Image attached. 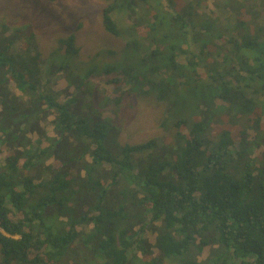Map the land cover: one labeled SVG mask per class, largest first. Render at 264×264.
I'll return each instance as SVG.
<instances>
[{"label":"trees","instance_id":"16d2710c","mask_svg":"<svg viewBox=\"0 0 264 264\" xmlns=\"http://www.w3.org/2000/svg\"><path fill=\"white\" fill-rule=\"evenodd\" d=\"M189 3L205 5L218 18L208 0ZM212 3L240 34L212 29L209 44L196 36L190 14L167 7L169 0H107L101 25L130 47L133 58L107 62V68L91 64L98 53L70 65L69 56L80 55L73 33L56 40L67 53L58 64L49 61L55 50L43 57L31 25L9 31L1 23L4 111L20 110L2 90L11 80L27 98L17 124L38 110L51 117L54 135L42 146L0 130L2 263L128 264L153 255L155 246L159 259L182 253L186 264H200L205 247L206 261L218 253L255 254V261L241 264H264V0ZM124 23L128 29L121 28ZM98 74L110 90L92 87ZM165 75L183 86V96L194 90L193 81L201 85L211 99L203 106L230 111L224 123L204 109L174 113L169 136L162 134L164 120L156 119V135L129 141L131 119L123 114L130 117L133 107L123 102L129 96L123 86L130 90L144 78L166 84ZM139 131L153 132L144 125ZM14 141L16 148L10 146ZM78 226H90L89 233ZM154 231L151 245L147 235Z\"/></svg>","mask_w":264,"mask_h":264},{"label":"rangeland","instance_id":"374dc122","mask_svg":"<svg viewBox=\"0 0 264 264\" xmlns=\"http://www.w3.org/2000/svg\"><path fill=\"white\" fill-rule=\"evenodd\" d=\"M169 1L171 2V6L168 5V8L177 10L181 9L184 13L190 14L189 16L195 23L193 29L196 30V36L204 37L209 44H212L208 37L212 29L220 31L227 29L228 34L241 33L235 22L229 20L226 16H223L222 13L218 12L219 10L217 9L219 6L212 3L215 0H208V8L217 15V19H212L210 15L207 14L208 10H206L205 5L199 6L190 4L189 0ZM106 2L107 0H55L54 2H46L44 0H0V28L1 23H6L9 24V31H22L25 26L28 24L31 25L36 33L43 57L48 58L49 53L52 50H55L56 53L54 57L49 61L58 64L61 61L66 62L67 53H65L63 49L57 48L56 40L58 37L70 33L74 34V38L80 47L79 57L74 54L69 56L71 66L79 64L80 61H87L88 58L95 53H98L97 58L91 64L94 63L102 68L108 67L103 66L107 62L133 61V58L128 56V54L132 53L130 47H125L121 39L107 33L101 25V10ZM77 26L80 27L77 28ZM250 26L253 27V25ZM121 28L128 29L129 24L124 23ZM225 36L226 35H224L223 38ZM249 38L254 39L253 35ZM106 48H113L116 51L115 55H106L104 52ZM21 49H23V47ZM216 50L217 48L215 46L212 48L211 53L214 54ZM26 56L27 54L22 55V57ZM28 64L31 65V62H28ZM167 77L168 75L164 76V80H168L166 84L151 83L147 78H144L138 79L136 84H133L135 88L130 90L129 85L123 86V88L129 92V96L124 99L123 102L126 107H133L130 117L123 114L127 119H131L130 132H125L129 141H133L137 137L143 135L147 138L156 135V131H158L156 128V119L159 124L160 120H164L165 128H163L162 134L163 136H169L171 132L169 128L171 127V120L169 118L174 116V113L183 112L187 116H190L193 113L201 112V109H204L207 114H210L215 120L223 122V115L230 112L226 109H221L218 106H203L204 102L207 100L210 101L211 99L205 95L202 91V86L198 83L193 81L194 90L185 93V96H183L181 89L183 86L175 84L173 78L169 77L167 79ZM66 78L67 76L65 74L61 75V80L64 81ZM90 82L92 87L96 90H101V88L105 86L102 80V74H98L96 77L93 76ZM106 89L110 90V86H107ZM2 90L8 98L7 101L13 99L18 101L20 110L15 112V114L7 113L4 111L6 108V102L0 100V130L9 136H16L18 134L27 136L31 139V142L34 145H36V143H34L36 141H40V145L42 146H46L50 143L51 141L49 139L54 137L53 132L50 131V125L48 123L51 117L44 118V114L37 110L35 113H29L25 116V121L22 122V125H18L17 123L22 118L20 114L27 111V98L17 90L11 80L8 83L3 84ZM218 102L220 101L218 100ZM119 116H121V114H119ZM241 118L242 116L238 115L237 120H240ZM143 125L153 132L139 131V128L143 127ZM41 128H46L47 132L44 134L40 133L42 132ZM24 129L27 132H25ZM11 132H13V134H10ZM17 145L16 141L10 144V146L14 148H16ZM3 156L4 155L0 153V161H2ZM112 204V202H107L106 208L112 209ZM155 224L160 226V223ZM78 228L86 233H89L90 231V226H87L86 228L84 226H78ZM155 236V231L153 233H148L147 235L148 241L151 245L155 241ZM197 240L198 238L195 240L193 246H197ZM150 249L153 255L148 256L144 260L134 258L128 264H147L154 260H159L161 264H186L188 262L182 253L159 259L155 255L157 252L155 246L153 248L150 247ZM209 249L210 247H205L203 249V252L200 255V258L203 260L200 261V264H220L221 262L232 264L233 261L234 264H241V262H253L258 258L255 254L234 256L232 258L229 255L227 256L223 254V256H221L218 253L211 258V261H206ZM190 254H195L193 247ZM0 264L19 263L14 258H10L8 263H2V257L0 254Z\"/></svg>","mask_w":264,"mask_h":264},{"label":"bare ground","instance_id":"6f19581e","mask_svg":"<svg viewBox=\"0 0 264 264\" xmlns=\"http://www.w3.org/2000/svg\"><path fill=\"white\" fill-rule=\"evenodd\" d=\"M88 87V86H87ZM90 88V87H89ZM242 103V102H241Z\"/></svg>","mask_w":264,"mask_h":264}]
</instances>
